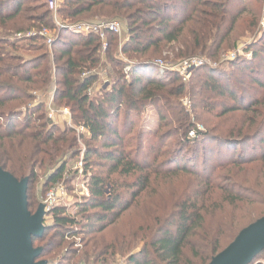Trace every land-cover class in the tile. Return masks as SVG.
Listing matches in <instances>:
<instances>
[{
    "label": "trees",
    "instance_id": "obj_1",
    "mask_svg": "<svg viewBox=\"0 0 264 264\" xmlns=\"http://www.w3.org/2000/svg\"><path fill=\"white\" fill-rule=\"evenodd\" d=\"M263 4L63 0L57 8L61 21L123 23L129 39L121 54L135 65L126 79L115 35L107 34L108 49L102 56L94 35L62 31L50 48L38 36L18 39L17 34L32 29L52 28L47 0H0V169L18 181L28 179L31 215L38 207L33 193L38 173L50 172L42 190L55 182L66 187L71 182L66 179L67 162L79 153L74 130L49 125L37 95L45 96L53 84L52 106L69 109L72 124L89 133L80 137L88 196L75 202L73 215L61 205L51 210L43 235L32 238L33 248H41L36 262L107 264L120 255L125 264H208L243 228L264 217L263 210L242 225L235 213L243 205L264 207V191L256 190V182H249L255 190L240 185L246 182L248 167L259 163L261 173L264 167V81L257 73L264 66H256L264 57V36L257 42L260 46L244 47L249 60L238 57L226 64L238 76L227 70L214 76L217 70L203 67L183 83L176 74H158L153 66L166 51L175 60H218L236 48L239 27L244 28L240 36L256 30ZM108 67L109 86L89 96L87 89L97 77L82 79L81 74ZM186 98L190 112L181 105ZM148 109L156 113L157 130H134V119ZM190 115L205 132L195 128ZM174 137L173 148L167 147L166 141ZM182 154L201 160V166H178ZM209 155H215L212 166ZM180 175L188 178L192 192H171L167 203L145 217L130 238H103L159 178ZM214 215L219 217L215 228L206 223ZM251 264H264V251Z\"/></svg>",
    "mask_w": 264,
    "mask_h": 264
},
{
    "label": "built area",
    "instance_id": "obj_2",
    "mask_svg": "<svg viewBox=\"0 0 264 264\" xmlns=\"http://www.w3.org/2000/svg\"><path fill=\"white\" fill-rule=\"evenodd\" d=\"M61 0H47L49 9L51 11V18H52V28H42L40 30L32 29L23 34H17L16 38H31L34 36H38L43 40L48 48L54 42L57 34L59 32H67L72 35L76 36H89L94 35L97 36L100 40V55L102 56L108 49V42L106 39L107 34H113L118 38V52L117 57L118 59L123 62V73L126 75V79H128L130 72L132 71L133 67H135L134 63L128 60H124L121 54V46L124 42L128 41V36L124 25L119 20H92L89 22H64L61 21L57 15V8L58 4ZM244 47L240 45L236 50L237 53L242 52ZM235 53H229L228 55L223 56L222 59L219 60L218 64L222 62H231L235 60ZM216 64L211 62L208 59H201L198 57L187 58L183 60H178L175 63H167L163 61V59H158L153 61V66L158 70L160 75H164L166 73H173L176 74L180 79L181 82L187 83L191 78L193 72L199 68L203 67H214ZM110 75V68L108 67L105 70H96L91 72H84L81 74V78H89L92 76L97 77V82L87 89V94L94 95L95 93L99 92L102 89H106L110 84V79L108 77ZM53 95H54V88L51 89L46 93L45 96L42 94L37 95V102H44L45 105V114H46V121L49 125L60 126L59 122H63L67 128H71L74 130L78 140L80 141V137L88 136L89 133L83 126H74L71 120V114L66 108H58L55 109L52 106L53 102ZM198 130V129H197ZM195 136L194 131H190L188 137L193 139ZM83 155H84V148L80 149L79 155L76 157V161L71 168H67L66 172L69 174L71 182L70 186L73 187L72 196L67 194V188L61 182H55L51 185L47 191L38 199V205H41L44 212V224H47L50 221V212L53 208L57 206H64L70 207L75 202H79L83 197L88 196V189H87V179L89 175L84 172V165H83ZM66 175V174H65ZM81 185V191L79 192V186ZM78 241V240H76Z\"/></svg>",
    "mask_w": 264,
    "mask_h": 264
},
{
    "label": "rangeland",
    "instance_id": "obj_3",
    "mask_svg": "<svg viewBox=\"0 0 264 264\" xmlns=\"http://www.w3.org/2000/svg\"><path fill=\"white\" fill-rule=\"evenodd\" d=\"M62 1L63 0H61L60 3L58 4V7L62 3ZM244 4L246 6H248L249 8H255L254 5H252L253 2L246 1V3H244ZM259 13H260V15L258 17V26L255 28L256 30H254L251 33L244 34V35L240 36L241 33L244 31V28H241V27L238 28V31L236 34L238 39L236 40L237 44H236L235 49L225 51L224 53H222V55L219 57L218 60L214 61V60L208 59L211 62L216 64L214 67L211 68V69H215L218 71V73H214V76L219 75V73H226V70H227V72H232L233 76H238L237 70H232L226 66V64L229 62H227V63L222 62L221 64H218L219 60L222 59L223 56L228 55L229 53H235V54H232V55H235V58L239 57L243 60L244 59L249 60L251 58L250 52H244L243 51L244 48L242 49V52H240V53H237L236 50L238 49V47L240 45L245 47V46H250L252 44H255L260 40V38L262 36H264V4L259 9ZM247 18H249V17L247 16L246 19ZM258 46H260V45L258 44ZM195 57H198L201 59H207L206 57H199V56H195ZM123 59L127 60L125 56H123ZM158 59H163V61H166L167 63H170V64L178 61L172 57L171 52H169V51L164 52L160 58H156L155 60H158ZM155 60H153V61H155ZM257 60H259V61H258V64L256 66H258V67L264 66V57H262V59L260 58ZM204 68H210V67L206 66ZM258 69H260V72H257V73L259 74V76L262 77V79L264 81V72L262 70L263 68H258ZM110 74H111V71H110ZM158 74H156L155 76L157 77ZM181 105H183L185 107L186 111L190 112L189 103L187 101V98L184 101L181 100ZM68 111H69V109H68ZM190 116H191L190 122L195 125V128L201 132H205L204 126H202L198 122H195L194 119H192L193 116L192 115H190ZM213 122H216V121H213ZM59 125H60L59 126L60 129L67 128L65 125H63V122H61V121L59 122ZM134 126H135L134 130H136L140 126H143V129L146 132L157 130L158 120H157V116H156L155 111L153 109H148V110L144 111L138 118L134 119ZM150 138H151V140H153L152 139L153 137H150ZM175 140H176L175 137L168 139L166 141V146L173 148V144H174ZM77 145H78V149L80 152V149L84 148L83 141L77 140ZM215 145H216V143H214V146ZM78 155H79V153H78ZM183 155H185V154H182V157L177 160L178 166H195V164H198L199 166H201V160L197 161L196 158H194V156H192V155H186L184 157H183ZM214 156L215 155H209V162L211 163L210 166L215 164L214 163V160H215ZM75 161H76V158L69 160L67 162L66 168H68V169L71 168L74 165ZM248 168H249V170L247 171V174L246 173L245 174L248 175L249 177L247 176V178L244 179L247 183L246 182L244 183L243 181H241L240 185H242L243 188L255 190L256 188H249V187H250V184L252 182H256V184L259 185V187H260V189H256V190L263 192L264 191V167H263L262 173H261L262 165L259 163H255ZM253 173H256L255 174L256 177L254 178V180H250L249 178L254 177ZM38 174H39V177L33 185V189H34L33 193H34V196H35L37 201L46 192L42 189H43V186L45 184V177H47V175H49L50 172L49 171L46 172L45 175L41 174V172H39ZM187 179L188 178L186 176H183V175H180V176L175 177V178H159L157 180V182L154 183V185L151 186L146 191L147 193L144 194L138 200V204H136L135 207H133L130 210V212L127 213L123 217V219L120 220L119 223H117V225L114 228H112L110 231H108L107 234L103 235V238L107 239L108 241H113L115 239V237L117 236V234L122 235V236L126 235L127 237L130 238V235L136 231L137 225H139V223L145 222V217H149L150 214L151 215L157 214V207H159V205L162 203H167V201L169 199V194H171V192H175V195L180 194V192H192L191 188L189 186H187V182L189 181ZM249 182H251V183H249ZM66 188H67V194L69 196H72L71 192H74L73 187H71L68 184V185H66ZM81 190L82 189H81V185H80L79 186V192H82ZM82 200H80V202H82ZM73 205H71L68 208L69 212L72 215L75 212ZM165 205H163V206H165ZM169 206L170 205H168V207ZM263 210H264V207L243 205V206H240L235 213L238 215V217H240L242 219V225H243V224H247V223L255 220L256 218L260 217L261 214L263 213ZM168 212H169V209L166 210L165 213L168 214ZM218 220H219V217L217 215H214L213 217L207 219L206 223H207V225H210L211 227L215 228V226L218 224ZM76 243H77V241H76ZM75 247H77V246H75ZM138 248H139V246H138ZM107 264H125V259L122 256L117 255L113 258V260H111V261L109 260L107 262Z\"/></svg>",
    "mask_w": 264,
    "mask_h": 264
},
{
    "label": "water",
    "instance_id": "obj_4",
    "mask_svg": "<svg viewBox=\"0 0 264 264\" xmlns=\"http://www.w3.org/2000/svg\"><path fill=\"white\" fill-rule=\"evenodd\" d=\"M27 184V178L18 181L0 169V264H47L36 262L41 248H33L32 238L43 235L45 214L41 205L29 213ZM262 251L264 217L243 228L208 264H251Z\"/></svg>",
    "mask_w": 264,
    "mask_h": 264
}]
</instances>
